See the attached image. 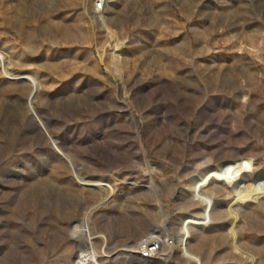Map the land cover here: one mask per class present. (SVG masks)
<instances>
[{"label": "rangeland", "instance_id": "obj_1", "mask_svg": "<svg viewBox=\"0 0 264 264\" xmlns=\"http://www.w3.org/2000/svg\"><path fill=\"white\" fill-rule=\"evenodd\" d=\"M0 264H264V0H0Z\"/></svg>", "mask_w": 264, "mask_h": 264}, {"label": "built area", "instance_id": "obj_2", "mask_svg": "<svg viewBox=\"0 0 264 264\" xmlns=\"http://www.w3.org/2000/svg\"><path fill=\"white\" fill-rule=\"evenodd\" d=\"M151 236L156 237L157 235L155 233L151 234ZM158 237V236H157ZM145 239V238H143ZM137 254L141 259L144 260H153L159 257L157 248L154 247L152 243H146L144 241H138L137 242Z\"/></svg>", "mask_w": 264, "mask_h": 264}]
</instances>
